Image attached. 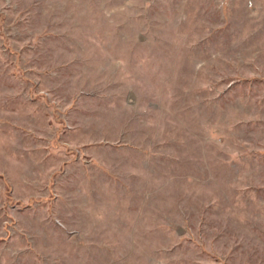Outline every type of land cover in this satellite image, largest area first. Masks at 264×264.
Masks as SVG:
<instances>
[{"label":"rangeland","instance_id":"obj_1","mask_svg":"<svg viewBox=\"0 0 264 264\" xmlns=\"http://www.w3.org/2000/svg\"><path fill=\"white\" fill-rule=\"evenodd\" d=\"M0 264H264V0H0Z\"/></svg>","mask_w":264,"mask_h":264}]
</instances>
